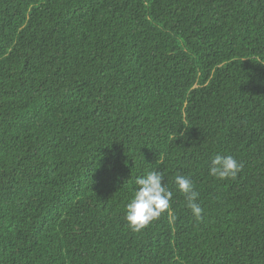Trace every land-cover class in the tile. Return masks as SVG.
<instances>
[{
    "label": "trees",
    "instance_id": "trees-1",
    "mask_svg": "<svg viewBox=\"0 0 264 264\" xmlns=\"http://www.w3.org/2000/svg\"><path fill=\"white\" fill-rule=\"evenodd\" d=\"M0 264H264V0H0Z\"/></svg>",
    "mask_w": 264,
    "mask_h": 264
},
{
    "label": "clouds",
    "instance_id": "clouds-1",
    "mask_svg": "<svg viewBox=\"0 0 264 264\" xmlns=\"http://www.w3.org/2000/svg\"><path fill=\"white\" fill-rule=\"evenodd\" d=\"M242 167L232 155L217 154L211 159L209 175L221 181L235 179ZM163 181V174L156 170L136 177L134 195L125 206V220L133 232L142 231L166 212L172 215L169 209L173 192ZM174 185L185 196L187 208L192 215L197 220L202 219L203 209L196 202L199 193L194 190L192 181L187 176L177 175Z\"/></svg>",
    "mask_w": 264,
    "mask_h": 264
}]
</instances>
